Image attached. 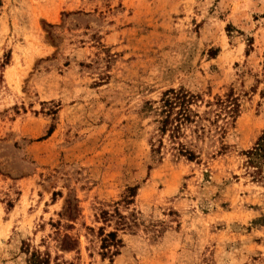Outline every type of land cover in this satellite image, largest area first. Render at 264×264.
Listing matches in <instances>:
<instances>
[{"label": "rangeland", "instance_id": "obj_1", "mask_svg": "<svg viewBox=\"0 0 264 264\" xmlns=\"http://www.w3.org/2000/svg\"><path fill=\"white\" fill-rule=\"evenodd\" d=\"M179 88L198 118L171 138L155 110ZM263 90L264 0H0V264L23 244L50 264H264L242 155Z\"/></svg>", "mask_w": 264, "mask_h": 264}, {"label": "trees", "instance_id": "obj_2", "mask_svg": "<svg viewBox=\"0 0 264 264\" xmlns=\"http://www.w3.org/2000/svg\"><path fill=\"white\" fill-rule=\"evenodd\" d=\"M264 96V90L262 92ZM200 100L198 95H193L183 88L168 89L166 90L160 99L161 106L159 110H155L156 115L159 117L157 120L159 124L158 131L165 135L170 133L171 138H175L179 134L183 125H189L196 123L195 119L198 115L195 114L190 107ZM216 105L219 106L226 114L231 116L232 119L238 114L237 101L231 96L227 95L223 100L221 98L216 99ZM149 110H153L152 106H148ZM161 143L157 147L152 148V154L155 160L159 157ZM179 155L185 156L189 161L196 159L195 153L181 148L178 152ZM242 155L245 158L244 168L249 177L256 181H263L264 179V129L260 132L253 145L242 151ZM159 160V158H158ZM137 187L127 188L128 196L125 201H129V197L135 195ZM130 194V195H129ZM264 224V218L262 219ZM101 249L102 256L109 254V257H113L118 254L119 249L122 246L121 239L118 238L116 230L103 234L101 232ZM64 240L67 242H74L69 237ZM22 253L26 255V264H50V256L48 254H42L40 251L31 248L29 244H23ZM54 260V264H59Z\"/></svg>", "mask_w": 264, "mask_h": 264}]
</instances>
